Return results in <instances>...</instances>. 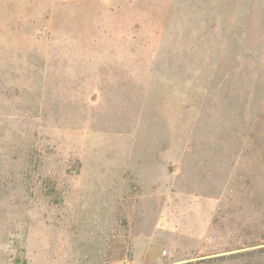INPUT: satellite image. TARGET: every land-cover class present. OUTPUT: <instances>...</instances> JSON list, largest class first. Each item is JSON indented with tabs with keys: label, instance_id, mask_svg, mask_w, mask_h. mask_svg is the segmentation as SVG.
<instances>
[{
	"label": "rangeland",
	"instance_id": "rangeland-1",
	"mask_svg": "<svg viewBox=\"0 0 264 264\" xmlns=\"http://www.w3.org/2000/svg\"><path fill=\"white\" fill-rule=\"evenodd\" d=\"M0 264H264V0H0Z\"/></svg>",
	"mask_w": 264,
	"mask_h": 264
}]
</instances>
